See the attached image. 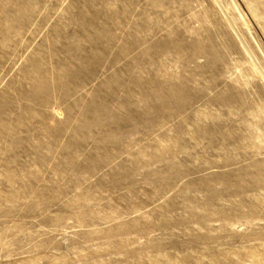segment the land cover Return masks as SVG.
Here are the masks:
<instances>
[{
  "label": "rangeland",
  "instance_id": "374dc122",
  "mask_svg": "<svg viewBox=\"0 0 264 264\" xmlns=\"http://www.w3.org/2000/svg\"><path fill=\"white\" fill-rule=\"evenodd\" d=\"M0 264H264V0H0Z\"/></svg>",
  "mask_w": 264,
  "mask_h": 264
}]
</instances>
